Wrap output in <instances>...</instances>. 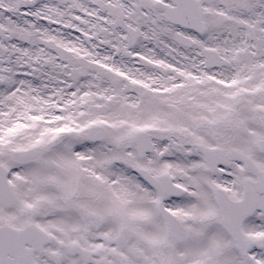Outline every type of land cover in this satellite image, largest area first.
<instances>
[{"label": "snow or ice", "instance_id": "6c2138e0", "mask_svg": "<svg viewBox=\"0 0 264 264\" xmlns=\"http://www.w3.org/2000/svg\"><path fill=\"white\" fill-rule=\"evenodd\" d=\"M0 264H264V0H0Z\"/></svg>", "mask_w": 264, "mask_h": 264}]
</instances>
